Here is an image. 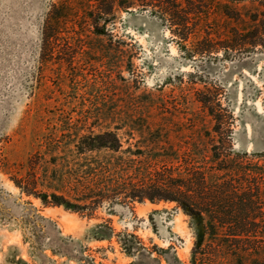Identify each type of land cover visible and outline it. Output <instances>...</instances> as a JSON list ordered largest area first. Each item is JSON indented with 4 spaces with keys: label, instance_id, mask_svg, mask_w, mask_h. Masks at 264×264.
I'll use <instances>...</instances> for the list:
<instances>
[{
    "label": "trees",
    "instance_id": "16d2710c",
    "mask_svg": "<svg viewBox=\"0 0 264 264\" xmlns=\"http://www.w3.org/2000/svg\"><path fill=\"white\" fill-rule=\"evenodd\" d=\"M123 11L149 12L190 55L264 48V0H60L43 28L44 60L56 56L72 65L78 54L93 52L108 70L128 68L131 48L89 41L90 34L114 38L109 25ZM213 13L222 18L219 28L211 26ZM220 93L196 90L203 116L182 122L192 126L187 129L121 112L118 105L100 118L105 124L99 130L50 137L45 150L28 158L24 173L4 170L20 199L29 197L21 202L46 223L52 220L30 198L87 218L101 208L114 214L136 202L173 203L194 231L189 264H264V154L235 149L232 111ZM90 232L96 240L117 236L133 257L130 264H185L174 247L149 248L135 233H115L109 218Z\"/></svg>",
    "mask_w": 264,
    "mask_h": 264
},
{
    "label": "rangeland",
    "instance_id": "374dc122",
    "mask_svg": "<svg viewBox=\"0 0 264 264\" xmlns=\"http://www.w3.org/2000/svg\"><path fill=\"white\" fill-rule=\"evenodd\" d=\"M59 1L0 0V264H130L133 257L117 236L90 237L91 228L107 218L115 233H135L149 248L174 247L189 264L194 231L173 203L136 202L114 214L101 208L87 218L30 198L52 220L46 223L21 202L29 197L20 199L4 169L24 173L28 158L45 150L50 137L99 130L105 124L100 118L118 105L121 112L150 115L172 129L192 127L181 124L203 116L195 97L205 87L221 92L232 111L235 149L264 154V48L190 55L149 12L123 11L109 25L114 38L90 34L89 41L131 48L128 68L108 70L93 52L78 54L72 65L56 56L45 61L43 28ZM210 20L214 28L223 22L217 13Z\"/></svg>",
    "mask_w": 264,
    "mask_h": 264
},
{
    "label": "crops",
    "instance_id": "0c3cea01",
    "mask_svg": "<svg viewBox=\"0 0 264 264\" xmlns=\"http://www.w3.org/2000/svg\"><path fill=\"white\" fill-rule=\"evenodd\" d=\"M53 208V207H52Z\"/></svg>",
    "mask_w": 264,
    "mask_h": 264
}]
</instances>
